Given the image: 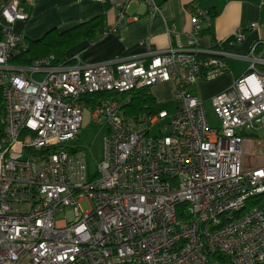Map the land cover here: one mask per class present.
Masks as SVG:
<instances>
[{"label":"built area","instance_id":"1","mask_svg":"<svg viewBox=\"0 0 264 264\" xmlns=\"http://www.w3.org/2000/svg\"><path fill=\"white\" fill-rule=\"evenodd\" d=\"M93 1L113 6L121 19L133 2L152 0ZM27 19L23 0L4 2L0 264H264V162L244 166L242 159L252 155L253 139L262 138L264 148L259 44L246 55L202 56L210 16L196 8L184 47L146 44L137 58L96 64L80 53L65 62L51 53L23 65L14 59L29 42L12 26ZM227 57L249 65L212 98L220 120L214 128L190 87L225 73ZM163 82L174 86V111L125 113L132 91ZM100 92L114 95L87 100ZM86 109L90 124L108 128L95 174L75 144ZM155 127L158 135L151 134ZM66 208L69 215L58 221Z\"/></svg>","mask_w":264,"mask_h":264},{"label":"crops","instance_id":"2","mask_svg":"<svg viewBox=\"0 0 264 264\" xmlns=\"http://www.w3.org/2000/svg\"><path fill=\"white\" fill-rule=\"evenodd\" d=\"M5 1L0 0V12ZM23 2L28 19L16 21L12 29L28 40H37L53 29L61 32L97 16L102 17V30L96 32L92 40L86 39L64 52V62L77 53L81 54L83 62L92 64L134 59L146 50V44L159 50L170 46L184 47L191 31L192 11L196 8L210 16V21L203 23L199 45L202 56H214L219 51L246 55L254 44H259L258 51L264 53V0L135 1L121 19L113 6L93 0ZM117 21V30L109 32ZM253 23L258 26L252 28ZM238 31L243 32L241 40H237ZM55 54L61 60L56 51ZM226 61L228 66L222 76L211 80L203 77V81L190 87L196 97L211 101L214 95L229 89L249 65L244 58L227 57ZM149 91L159 106L174 101L171 82L159 83ZM208 101H204L205 105Z\"/></svg>","mask_w":264,"mask_h":264},{"label":"trees","instance_id":"3","mask_svg":"<svg viewBox=\"0 0 264 264\" xmlns=\"http://www.w3.org/2000/svg\"><path fill=\"white\" fill-rule=\"evenodd\" d=\"M102 17L97 16L89 21L82 22L68 30H50L43 37L37 40H28L29 48L22 55L16 57L14 62L23 65H30L38 58L55 54L57 48L65 50L77 45L78 43L90 39L92 40L96 32L102 30ZM56 55V54H55ZM114 95L113 92H100L93 94L87 100L91 103ZM131 101L124 106L125 113L135 115L140 113H153L161 109L155 97L147 88L134 90L131 92ZM89 97V96H88ZM4 105L0 88V115L3 114Z\"/></svg>","mask_w":264,"mask_h":264},{"label":"rangeland","instance_id":"4","mask_svg":"<svg viewBox=\"0 0 264 264\" xmlns=\"http://www.w3.org/2000/svg\"><path fill=\"white\" fill-rule=\"evenodd\" d=\"M76 46V45H75ZM74 47V46H73ZM72 48V47H71ZM71 48L65 50V53L69 52ZM56 52L60 55L59 57L61 58L62 61L65 59V54L64 50L62 48H57ZM224 74V73H223ZM223 74H220L214 78H218L222 76ZM43 75L41 74H35V79L37 81H42L43 80ZM203 80H199L201 82ZM235 83V82H234ZM233 83V84H234ZM232 84V85H233ZM224 92V91H223ZM222 93V92H220ZM218 93V94H220ZM216 94V95H218ZM214 95L213 97H215ZM212 97V98H213ZM201 101H208L200 98ZM160 108L163 109H168L169 111H174L175 110V102L173 100H169L163 104H160ZM206 108H207V119L211 127L217 128L220 126V120L214 110V106L212 101H208L206 103ZM90 117H89V110L86 109L83 115V123H82V129L81 133L79 134V137L75 140V144L79 147L80 150H86L88 154V161H89V170L91 174H95L97 172V167L99 163L103 159V149H104V139L108 135V128L104 124H97L93 123L90 124ZM152 135H158L159 134V127L153 128L151 131ZM262 138H255L253 139L251 144H248V147H250L253 151L252 155H244L243 156V164L244 166L247 165H254L256 163H261L264 161V148H263V143H262ZM82 206L85 208V210H88L90 208L89 204L87 201L82 202ZM69 208H66L64 211L58 213L56 215V219L60 222H62L68 215H69Z\"/></svg>","mask_w":264,"mask_h":264}]
</instances>
